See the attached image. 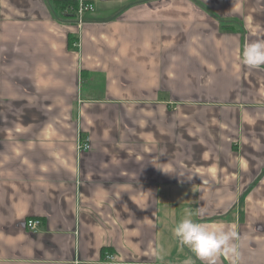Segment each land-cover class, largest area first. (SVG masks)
I'll return each instance as SVG.
<instances>
[{
  "label": "crops",
  "instance_id": "crops-1",
  "mask_svg": "<svg viewBox=\"0 0 264 264\" xmlns=\"http://www.w3.org/2000/svg\"><path fill=\"white\" fill-rule=\"evenodd\" d=\"M56 1L0 0V264H201L185 209L264 264V0Z\"/></svg>",
  "mask_w": 264,
  "mask_h": 264
},
{
  "label": "clouds",
  "instance_id": "clouds-1",
  "mask_svg": "<svg viewBox=\"0 0 264 264\" xmlns=\"http://www.w3.org/2000/svg\"><path fill=\"white\" fill-rule=\"evenodd\" d=\"M242 63L249 68L264 67V39L246 42L242 49ZM198 215L191 209H185L182 218L171 229L173 237L182 247L190 250L201 264H218L221 256L229 264H238L240 254L236 243L237 233L224 223L208 224L194 217ZM161 249L154 252L159 258ZM183 264H194L192 257L185 259Z\"/></svg>",
  "mask_w": 264,
  "mask_h": 264
},
{
  "label": "built area",
  "instance_id": "built-area-1",
  "mask_svg": "<svg viewBox=\"0 0 264 264\" xmlns=\"http://www.w3.org/2000/svg\"><path fill=\"white\" fill-rule=\"evenodd\" d=\"M93 6L90 4V3H83V2H80L78 4V8H77V22L78 23H81L82 22V18H83V15L85 12H89V11H93ZM79 149H82V150H85V149H88L89 148V145L88 143L85 141V142H82V143H79ZM40 219H37V218H29L26 220V227L27 229L29 230H36V228L39 226L40 224Z\"/></svg>",
  "mask_w": 264,
  "mask_h": 264
},
{
  "label": "trees",
  "instance_id": "trees-1",
  "mask_svg": "<svg viewBox=\"0 0 264 264\" xmlns=\"http://www.w3.org/2000/svg\"><path fill=\"white\" fill-rule=\"evenodd\" d=\"M83 3H88L87 1H83ZM78 1L76 0H62V1H56L55 5L58 7V10L62 12V14L65 17H68L72 20H77V8H78ZM83 19V18H82ZM76 38L71 35L69 39V43L72 44V42Z\"/></svg>",
  "mask_w": 264,
  "mask_h": 264
}]
</instances>
